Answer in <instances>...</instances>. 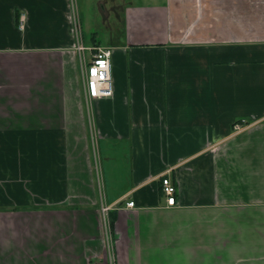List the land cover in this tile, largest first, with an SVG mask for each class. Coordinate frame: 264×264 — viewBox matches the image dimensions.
<instances>
[{
	"label": "crops",
	"instance_id": "crops-1",
	"mask_svg": "<svg viewBox=\"0 0 264 264\" xmlns=\"http://www.w3.org/2000/svg\"><path fill=\"white\" fill-rule=\"evenodd\" d=\"M257 1L97 0L102 38L91 0H0V264H264ZM81 44L112 49L111 98Z\"/></svg>",
	"mask_w": 264,
	"mask_h": 264
},
{
	"label": "built area",
	"instance_id": "built-area-1",
	"mask_svg": "<svg viewBox=\"0 0 264 264\" xmlns=\"http://www.w3.org/2000/svg\"><path fill=\"white\" fill-rule=\"evenodd\" d=\"M77 51L82 55L84 66V80H85V95L88 101L111 98L114 95V80H113V64H112V49L98 47L95 49H88L82 44L77 47ZM86 51L93 52L91 59L86 63L83 54ZM249 124L246 121H240L234 126V131L241 132L248 128ZM162 191L167 200V206H176L177 188L169 177L162 178ZM128 208H134L135 202H129ZM109 207H104L103 212L107 213Z\"/></svg>",
	"mask_w": 264,
	"mask_h": 264
},
{
	"label": "rangeland",
	"instance_id": "rangeland-1",
	"mask_svg": "<svg viewBox=\"0 0 264 264\" xmlns=\"http://www.w3.org/2000/svg\"><path fill=\"white\" fill-rule=\"evenodd\" d=\"M131 1V0H130ZM262 0H259L257 2H260ZM132 2L138 3V4H154L157 2V0H132ZM263 2V1H262ZM174 3L178 7H183V4L185 7L191 8L194 7L195 9H204V0H174ZM87 11L90 13L89 18L91 19V28L94 30H98V35L102 38L107 36L108 28L105 24L102 23V17H100L97 9V0H91V5L87 6ZM113 25V21L112 24Z\"/></svg>",
	"mask_w": 264,
	"mask_h": 264
}]
</instances>
